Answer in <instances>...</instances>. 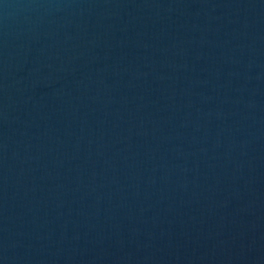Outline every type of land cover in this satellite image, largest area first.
<instances>
[{
    "label": "water",
    "instance_id": "obj_1",
    "mask_svg": "<svg viewBox=\"0 0 264 264\" xmlns=\"http://www.w3.org/2000/svg\"><path fill=\"white\" fill-rule=\"evenodd\" d=\"M0 264H264V0H0Z\"/></svg>",
    "mask_w": 264,
    "mask_h": 264
}]
</instances>
